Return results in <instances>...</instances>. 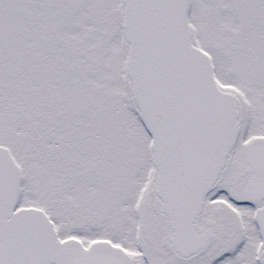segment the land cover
<instances>
[{
  "label": "snow or ice",
  "instance_id": "1",
  "mask_svg": "<svg viewBox=\"0 0 264 264\" xmlns=\"http://www.w3.org/2000/svg\"><path fill=\"white\" fill-rule=\"evenodd\" d=\"M0 264H264V0H0Z\"/></svg>",
  "mask_w": 264,
  "mask_h": 264
}]
</instances>
